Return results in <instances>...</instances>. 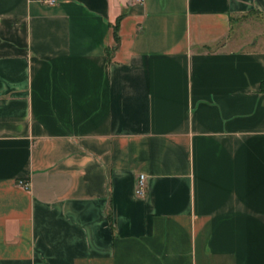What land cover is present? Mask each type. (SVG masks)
Returning <instances> with one entry per match:
<instances>
[{
	"label": "crops",
	"instance_id": "crops-1",
	"mask_svg": "<svg viewBox=\"0 0 264 264\" xmlns=\"http://www.w3.org/2000/svg\"><path fill=\"white\" fill-rule=\"evenodd\" d=\"M252 13L0 0V264H264V40L232 38Z\"/></svg>",
	"mask_w": 264,
	"mask_h": 264
},
{
	"label": "rangeland",
	"instance_id": "rangeland-1",
	"mask_svg": "<svg viewBox=\"0 0 264 264\" xmlns=\"http://www.w3.org/2000/svg\"><path fill=\"white\" fill-rule=\"evenodd\" d=\"M241 23H249L245 28L238 26L232 29V38L243 39L245 45L253 44L254 40H264L262 37V25L264 26V17L258 13L240 17Z\"/></svg>",
	"mask_w": 264,
	"mask_h": 264
},
{
	"label": "built area",
	"instance_id": "built-area-1",
	"mask_svg": "<svg viewBox=\"0 0 264 264\" xmlns=\"http://www.w3.org/2000/svg\"><path fill=\"white\" fill-rule=\"evenodd\" d=\"M46 1H48L50 3L54 2V0H46ZM18 184L21 185L22 187L26 188V189L29 188V186H30V182L25 180V179H20L18 181ZM145 188H146V178H145V175L141 174L139 179H138L136 192L138 194H143L145 191Z\"/></svg>",
	"mask_w": 264,
	"mask_h": 264
},
{
	"label": "trees",
	"instance_id": "trees-1",
	"mask_svg": "<svg viewBox=\"0 0 264 264\" xmlns=\"http://www.w3.org/2000/svg\"><path fill=\"white\" fill-rule=\"evenodd\" d=\"M117 30H118V29H117V27H116V28H115V33H116V36H117ZM263 84H264V83H263Z\"/></svg>",
	"mask_w": 264,
	"mask_h": 264
}]
</instances>
